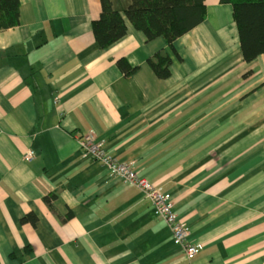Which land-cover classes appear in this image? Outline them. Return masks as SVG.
I'll return each instance as SVG.
<instances>
[{
	"label": "crops",
	"instance_id": "obj_1",
	"mask_svg": "<svg viewBox=\"0 0 264 264\" xmlns=\"http://www.w3.org/2000/svg\"><path fill=\"white\" fill-rule=\"evenodd\" d=\"M204 4L173 51L126 19L99 49V0H19L0 30V264H264V58L243 60L230 4ZM89 132L170 195L192 260L137 187L82 156Z\"/></svg>",
	"mask_w": 264,
	"mask_h": 264
},
{
	"label": "trees",
	"instance_id": "obj_2",
	"mask_svg": "<svg viewBox=\"0 0 264 264\" xmlns=\"http://www.w3.org/2000/svg\"><path fill=\"white\" fill-rule=\"evenodd\" d=\"M232 7L238 42L243 60L250 62L257 56L264 58V0H219ZM99 16L91 22V32L99 49H105L126 33L125 19L140 31L146 40L162 37L169 47L173 42L205 19L204 0H99ZM19 0H0V30L18 25ZM147 63L158 78L170 76V57L155 53ZM117 65L124 75L134 68L124 59ZM262 85H264V80ZM32 214L22 222L33 221Z\"/></svg>",
	"mask_w": 264,
	"mask_h": 264
},
{
	"label": "built area",
	"instance_id": "obj_3",
	"mask_svg": "<svg viewBox=\"0 0 264 264\" xmlns=\"http://www.w3.org/2000/svg\"><path fill=\"white\" fill-rule=\"evenodd\" d=\"M94 135L93 132H89L80 138L82 156L87 158L91 155L93 159L100 161L110 176L117 178L122 183L137 187L148 200L155 214L168 227L173 242L181 246L188 260H192L202 249V245L190 240L188 229L173 209L170 195L162 192L160 188L153 186L143 176L139 175L132 162L121 161L108 153L104 149L105 140H97ZM33 157L34 152L32 150L23 154L24 160H30Z\"/></svg>",
	"mask_w": 264,
	"mask_h": 264
},
{
	"label": "bare ground",
	"instance_id": "obj_4",
	"mask_svg": "<svg viewBox=\"0 0 264 264\" xmlns=\"http://www.w3.org/2000/svg\"><path fill=\"white\" fill-rule=\"evenodd\" d=\"M95 136V135H94ZM95 139H98L96 136H95ZM100 139V138H99ZM78 143H79V145H80V147H81V144H80V139H79V141H78ZM81 149H82V147H81ZM28 150H31V149H28ZM28 150H26V152L28 151ZM25 152V153H26ZM96 160V159H95ZM104 167V166H103ZM105 168V167H104ZM106 169V168H105ZM106 171H107V169H106ZM108 172V171H107ZM108 174H109V172H108ZM109 176H110V174H109ZM112 178H114L115 180H117V181H119L117 178H115V177H113V176H111Z\"/></svg>",
	"mask_w": 264,
	"mask_h": 264
},
{
	"label": "rangeland",
	"instance_id": "obj_5",
	"mask_svg": "<svg viewBox=\"0 0 264 264\" xmlns=\"http://www.w3.org/2000/svg\"><path fill=\"white\" fill-rule=\"evenodd\" d=\"M102 139V138H101ZM97 140H99V139H97ZM102 140H104V139H102ZM104 145H105V141H104ZM104 149H105V146H104ZM106 150V149H105ZM107 151V150H106ZM108 152V151H107ZM109 153V152H108ZM112 155V154H111ZM113 156V155H112ZM115 157V156H114ZM88 159H92V160H95V159H93L92 157H91V155H89L88 157H87ZM98 161V160H97ZM99 163H100V161H98ZM101 164V163H100ZM102 165V164H101Z\"/></svg>",
	"mask_w": 264,
	"mask_h": 264
}]
</instances>
